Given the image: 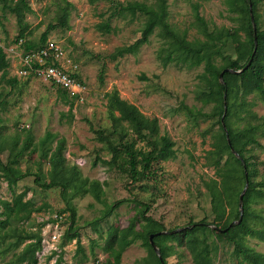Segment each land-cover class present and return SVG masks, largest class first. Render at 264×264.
<instances>
[{"label":"rangeland","instance_id":"obj_1","mask_svg":"<svg viewBox=\"0 0 264 264\" xmlns=\"http://www.w3.org/2000/svg\"><path fill=\"white\" fill-rule=\"evenodd\" d=\"M128 1L132 0H28L32 10L25 17V36L33 41L39 40L48 24L57 22L61 10L67 6L66 26L58 24L46 38L60 43L78 65L85 89L70 107L62 102L56 87L48 82L20 78L13 88L4 80L0 81V127L4 137L0 142V156L6 161L12 147L19 145L29 132L34 137V143L39 145L49 130L57 138L64 139L63 153L68 163H77L83 175L104 181V203L95 200L91 194L73 198L79 237L67 240L64 234L69 224L68 213L60 214V223L43 221L64 207L59 189L39 187L32 175L20 178L13 186L15 192L25 190L24 199H31L34 207L41 209L31 213L28 221L12 219L0 232L2 235L6 233L4 238H0V264H28L26 261L15 262V255L22 244L18 247L10 245L14 242V232H21L22 228H41L45 233L54 228L59 234L55 241L44 245L37 264H54L57 253L46 258L52 249H63L60 264H105L107 253L102 246L108 228L111 225L126 226L144 205L149 208L147 215L161 221L165 229L185 226L189 221L197 222L203 218L207 222L212 221L210 199L202 181L214 176L207 151L212 148L211 142L219 131V125L216 117L193 116L184 109L187 106L193 111L212 110L213 103L203 104L196 98L200 86L198 75L203 71V64L192 68L161 65L156 53L162 45V38L156 33L135 54L111 58L116 47L132 43L140 36L142 16L112 14L113 4ZM138 1L152 3L154 0ZM195 2L199 3V13L209 26L238 25L236 14L228 11L225 0H167L168 20L176 28L187 31L188 44L194 37H201L194 23L192 4ZM257 12L264 20V2L257 5ZM107 19L111 31L99 30L97 25ZM18 30L15 15L3 9L0 1V46L10 61L8 77L15 75L17 68L18 59L14 58L11 48L15 45L13 41ZM101 74L102 82L99 80ZM112 89H117L122 98L137 105L146 116L156 117L161 134H167L174 141L167 154L153 165L155 171L151 177L144 180L131 182L118 168L102 162L110 159L109 150L93 129L110 130L104 94ZM249 99L253 100V109L264 121V101L255 94ZM232 125L241 127L243 122L233 117ZM260 141L264 143V137ZM142 144L137 143V146ZM39 152L38 146L31 147L12 166L13 172L21 175L27 170L37 171L39 166L46 171L48 164L44 160L39 163ZM250 153H254L259 161L258 176L264 175V163H261L264 161V150L254 147ZM0 198H12V192L3 178H0ZM121 199L127 200L97 225L98 231L88 225L89 221L100 216L106 204ZM254 207L264 213V202ZM93 240L96 244L91 250ZM215 241L218 247L213 251L214 264H247L234 254L232 244L225 240ZM247 242L264 254V241L249 238ZM169 243L175 245L165 264H194L184 245H178L176 241ZM147 257V250L137 240L124 250L121 263L144 264L143 260Z\"/></svg>","mask_w":264,"mask_h":264},{"label":"trees","instance_id":"obj_2","mask_svg":"<svg viewBox=\"0 0 264 264\" xmlns=\"http://www.w3.org/2000/svg\"><path fill=\"white\" fill-rule=\"evenodd\" d=\"M0 1L2 8L16 17L19 30L13 42L16 44L21 39L19 48L23 52L39 49L47 41L46 37L51 29L58 24L62 26L67 24L69 10L65 6L57 22L48 24L38 41L27 39L25 17L32 10L28 0ZM225 2L228 11L236 14L238 25L209 26L199 13V3L195 2L192 4L194 23L201 37H194L191 44L186 41L187 31L176 28L168 20L167 0H154L152 3L132 0L125 4L121 2L113 4L112 14H130L132 17L139 15L144 20L140 28V36L132 43L116 47L110 57L115 59L127 54H135L143 44L149 42L150 36L156 33L162 38V45L156 53L161 65L173 64L180 68H192L203 64V71L198 75L200 86L196 98L203 104L213 103L212 110L193 111L187 106H184V109L193 116L216 117L219 131L211 142L212 148L207 151V159L214 168V176L202 181L210 199L212 221L207 222L204 218L197 222L189 221L187 225L180 226L183 229L178 232L156 234L161 230H171L179 226L165 229L161 221L147 215L149 208L148 205H144L142 211L136 213L126 226L111 225L108 228L102 246L107 253L105 264H122V253L137 240H140L141 245L148 252V257L143 260L144 264H161L150 243L151 234H154L152 240L158 246L164 263L175 245L169 242L176 241L178 245H184L189 251L194 264H214L213 251L218 247L215 240L219 239L232 244L234 254L247 264H264V254L256 251L247 242L249 238L264 241V213L254 207L255 204L264 202V175L258 176L259 161L254 153H250L254 147L264 150V143L260 141L264 137V121L253 109V100L249 99L250 95L255 94L264 101V20L260 19L257 12V5L264 0H225ZM249 4L255 23V33ZM67 5L71 4L67 3ZM109 19L99 23L97 28L105 32L111 31ZM254 36H256V49L250 65L240 73L224 71L220 81L219 75L225 68L241 69L246 65L254 49ZM9 65V58L0 46V81L4 80L14 88L20 82V78L16 75L8 77ZM72 76L83 81L78 70L72 73ZM99 80L103 81L102 74ZM55 87L64 104L72 107V104L78 100L77 94ZM104 97L107 116L111 122L110 130L105 132L102 129H93L109 150L110 159L102 162L118 168L129 177L131 182L151 177L155 171L153 165L167 154L174 141L167 134H161L156 117L146 116L137 105L122 98L117 89L106 91ZM233 117L242 121L243 125L233 126ZM1 128L0 142L4 138ZM64 142L62 137L57 138L56 134L47 130L37 145L34 143L32 133L29 132L20 140L19 145L12 147L6 161L0 156V178L7 182L12 192L10 200L0 198V232L7 228L12 219L28 221L32 217L31 213L41 209L34 207L31 199H24L25 190L16 193L13 188L17 181L25 176H34V183L43 189H59L64 207L56 212L58 215L68 213L69 224L64 234L67 240L79 237L78 227L75 225L76 208L72 202L73 198L91 194L95 200L104 203V181L89 178L83 175L77 163H68L63 153ZM137 143L143 144L137 146ZM37 146L40 149L39 163L41 160L46 161L48 169L43 171L39 166L37 171L27 170L21 175H16L12 166L23 158L31 147ZM246 179L248 185L243 195V213L240 216L239 195ZM125 200L127 199L106 204L100 216L89 221L88 225L98 231L97 225L110 216ZM187 226L188 228H184ZM14 233V242L10 245L18 247L22 244V248L15 255V262L26 261L28 264H37L39 262L37 252L41 249V228L36 230L22 228L21 232ZM5 235L6 233L4 235L0 233V238H4ZM95 244V240L91 241V250ZM56 253L58 256L54 264H60L63 259V249L53 251L48 255V259Z\"/></svg>","mask_w":264,"mask_h":264},{"label":"built area","instance_id":"obj_3","mask_svg":"<svg viewBox=\"0 0 264 264\" xmlns=\"http://www.w3.org/2000/svg\"><path fill=\"white\" fill-rule=\"evenodd\" d=\"M20 42L21 39L11 48V52L15 55L14 58L18 59L15 71L18 78H34L42 82H48L80 97L79 94L85 89L84 82L72 76V73L78 70V65L60 43L47 39L39 49L23 52L19 48ZM60 217L61 215L55 213L54 216L50 215L43 221L45 220L48 224L60 223ZM41 237V249L37 252L38 261L40 254L43 253L44 245L55 241L59 234L53 228L48 233L41 231ZM56 250L59 249H52L46 255V258Z\"/></svg>","mask_w":264,"mask_h":264},{"label":"water","instance_id":"obj_4","mask_svg":"<svg viewBox=\"0 0 264 264\" xmlns=\"http://www.w3.org/2000/svg\"><path fill=\"white\" fill-rule=\"evenodd\" d=\"M249 9H250V18H251V22H252L253 30H254V33H255V23H254L253 14H252V11H251V4H249ZM255 49H256V36H254V49H253L252 54H251V57H250L249 60L247 61L246 65H245L243 68H241V69L225 68V69L220 73V75H219L220 81H222V75H223V72H224V71H228V72H232V73H240V72H242L245 68H247V67L250 65V63H251L252 57H253V55H254V53H255ZM224 109H225V106H224ZM224 130H225V133H226V136H227V131H226V128H225V127H224ZM231 150L233 151V149H231ZM234 154H235V155H238L237 152H234ZM247 185H248V180L246 179V181H245V185H244V188H243L242 192H241L240 195H239V210H240V216H241L242 213H243L242 199H243L244 192H245V190H246V188H247ZM239 220H240V219H239ZM239 220H238V221H239ZM234 222H235V221H233V223H234ZM231 224H232V223H231ZM212 227H215V226L212 225ZM184 228H188V226H187V227H184ZM182 229H183V227H178V228L171 229V230H161V231L157 232L156 234L175 233V232H178V231H180V230H182ZM224 230H225V229H224ZM224 230H222V231H224ZM153 235H154V234H151V235L149 236V239H150V243H151V245H152V248H153V250L155 251L156 255L159 257L161 264H165L164 261H163L162 258H161V255H160V251H159L158 246H157L156 243L152 240Z\"/></svg>","mask_w":264,"mask_h":264}]
</instances>
